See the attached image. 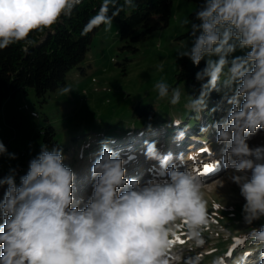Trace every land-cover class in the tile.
Segmentation results:
<instances>
[{
    "label": "clouds",
    "instance_id": "9594fccd",
    "mask_svg": "<svg viewBox=\"0 0 264 264\" xmlns=\"http://www.w3.org/2000/svg\"><path fill=\"white\" fill-rule=\"evenodd\" d=\"M80 3L0 0V49L28 40L33 31L51 28ZM110 6L115 9L111 16ZM124 7L134 8V0H125L120 7L117 0H103L81 35L101 25L109 30ZM190 29L191 44L178 57H188L196 66L204 60L205 67L195 75L200 82L198 95H189L186 106L197 120L206 110L214 113L228 106L225 116L202 125L199 131L201 135L209 130L217 133L216 143L223 145V168L229 170L228 178L245 200V224L252 225L264 218V145L249 143L258 130L264 132V0H203ZM237 50L244 54L233 57ZM155 88L159 98L171 94L170 104L180 102L178 87L170 88L161 80ZM62 91L72 89L66 86ZM212 91L220 93L221 100L209 110ZM182 123L172 119V126L178 128L175 142L182 141L188 131L187 125L179 128ZM145 144L146 159L158 161L159 176L166 179L142 184L137 178H126V161L102 143L91 168L94 183L86 202L73 195L75 173L63 163L59 145L51 150L41 145L19 185L16 170L10 168L0 178V187L7 186L0 199V264H169V237L177 221L185 223L198 244L203 243L200 233L210 223L203 180L194 170H179L176 161L183 164V154H162L156 141ZM0 155L16 158L2 141ZM219 164L215 160V168ZM245 171H250V178L239 174ZM244 239L260 250L259 264H264V224ZM251 254L245 252L239 264H246ZM188 264H198V258Z\"/></svg>",
    "mask_w": 264,
    "mask_h": 264
},
{
    "label": "rangeland",
    "instance_id": "374dc122",
    "mask_svg": "<svg viewBox=\"0 0 264 264\" xmlns=\"http://www.w3.org/2000/svg\"><path fill=\"white\" fill-rule=\"evenodd\" d=\"M194 10L195 5L188 0H173L172 18L169 25L165 29L153 32L147 36L145 41L136 44L134 52L123 48L124 45L117 35L116 22L112 21V26L107 31L102 25L93 37L85 61L68 73L62 88L47 94L46 102H37L34 90L31 88L19 91L15 96L5 100L0 108V141L6 146L7 152L14 153L16 158L11 159L8 155H0V178L8 175L10 168H14L16 183L19 185L20 177L28 171L29 162L40 153L41 145H44L43 134L48 126L56 130L71 129L69 135L86 132L99 125H104V127L126 125L120 131L128 129L135 131L132 124H127L129 114L140 104L150 103L153 105L156 116L167 115V117L170 116L169 118H179L191 111L186 106L189 95H191L190 90L183 84L176 86L175 76L178 72L177 60L181 58L178 57V53L191 44V38L186 34L190 30L189 15ZM185 20L189 21L188 25L183 23ZM243 54V51L237 50L232 55L234 57ZM161 65L163 66L162 71L160 70ZM161 80L166 82L170 88L180 89V102L177 105L170 104L171 94L167 98H159L155 85ZM66 86L72 91L63 92L62 89ZM218 94L219 97L215 99L221 100V94ZM223 107L224 112L218 115L220 119L227 114L228 106L225 104ZM200 120L203 122L202 125L208 124V116L203 113ZM168 121L169 119H166L164 122L168 125ZM162 135L153 134L152 137L156 139ZM209 140L216 142L213 138ZM249 143L252 147L264 145V132L258 130V134ZM131 145L132 143L126 146L128 151ZM219 145L220 148L223 147ZM158 149L161 150L160 147ZM177 150L184 152L181 147ZM204 153L202 158L182 164L179 170L183 171L188 168L201 176L203 165L214 164L211 174L216 172L221 167L215 168V160L220 156V149L218 151L215 147L214 151ZM74 155L75 153H72V156ZM64 157L63 163L69 165L68 156L65 154ZM125 161L126 165L129 159L126 158ZM220 161L222 162L221 159ZM144 163L145 160L142 162L143 166ZM157 164L159 165L158 161ZM83 171L75 176V180L78 181L76 187L85 180ZM228 171L222 167L220 174L211 180L206 181L207 178H201L204 181V198L207 201V212L210 217L208 227L200 233L199 239L203 243L198 244L196 238L190 235L185 223L177 221L170 237L186 232L189 234L169 238L170 241L175 242L170 243L167 252L168 261L174 259L176 262L174 264H188L190 260L198 258V264H221V262L239 264V259L243 254L235 255L232 262V254L228 255V253L230 250L236 252V241L240 235H244L250 225L245 224L243 216L240 221L230 222L242 211L245 200L240 195L239 187L228 178ZM154 172L151 169L148 170L149 179L167 178L166 176L160 177L156 170ZM239 174L249 178L251 176L250 171ZM126 178L142 180L136 168L127 170ZM93 183L94 181L90 180L85 184L93 185ZM221 183H223L222 187ZM6 187H0V199ZM91 192L92 187L83 194L79 193V199L83 198L86 202ZM216 204L223 207L216 208ZM79 206L82 208L84 205L81 203ZM181 240L186 242L185 247L176 243ZM247 261L246 264H248ZM259 261L251 264H257Z\"/></svg>",
    "mask_w": 264,
    "mask_h": 264
},
{
    "label": "trees",
    "instance_id": "16d2710c",
    "mask_svg": "<svg viewBox=\"0 0 264 264\" xmlns=\"http://www.w3.org/2000/svg\"><path fill=\"white\" fill-rule=\"evenodd\" d=\"M172 1L134 0V8L124 7L119 15L113 18L117 24V35L124 45L123 48L134 52L136 51L135 45L145 41L148 35L165 29L172 18ZM188 1L195 5V10L189 15V19L192 21L203 0ZM102 3L103 0H81V3L73 8L70 15L62 16L59 22L51 28L33 31L28 40L16 42L0 49V108L5 100L15 96L19 91H25L28 88L33 89L35 98L40 103L46 102L48 93H52L65 85L68 73L78 68L85 61L93 37L102 27L101 25L88 32L87 35H81L83 28L98 13ZM124 3L125 0H117V7L123 6ZM113 11L115 9L110 6L108 14L111 16ZM196 22L198 23V21ZM189 32L186 36H189ZM177 65L176 86L183 84L190 90L191 95H198L200 82L195 79V75L205 67V61L202 60L200 65L196 66L188 57H181L177 60ZM216 97H219V94L212 91L208 97L209 110L219 103L220 100L219 98L215 99ZM211 102L214 103L211 104ZM223 112L224 110H218L214 114L206 110L203 115L208 116L207 121L210 124L220 120L218 115H222ZM169 117L167 115L156 116L153 105L150 103L140 104L129 114L127 124H132L135 131L131 129H128V132L126 130L120 131L126 125L123 127L99 125L97 128H91L92 130L69 135L71 129L56 130L54 127L48 126L44 130L43 144L47 145L49 150L59 145L63 155L66 154L70 160L69 165L66 166L73 170L75 176L84 170L83 172L88 178H92L91 168L94 159L98 158L102 143L119 154L120 151L127 150L126 146L132 143L131 150L137 158V163L146 159L144 155L139 153L141 150L145 152L146 141H156L157 145L163 147L161 153L165 155L170 152L178 155L181 152V150L176 151L178 147H181L182 150L191 148L193 141L197 142V138L209 141L210 149L217 146L216 142L209 140L215 130H209L207 134L201 135L199 129L203 122L195 118V113L189 111L179 118ZM166 119H169L168 125L164 122ZM172 119H180L183 122L179 127L181 129L185 125L189 127L185 138L180 142H175L173 139L178 128L172 126ZM149 124L151 125L150 130ZM153 134L163 135L153 139ZM72 153L75 155L72 156ZM184 157L186 161L187 158L193 160L200 156L191 151L187 152ZM146 162H150L151 166L156 169L159 168L155 160L146 159ZM176 163L179 168L181 163L179 161ZM77 184L78 181H76ZM73 195L78 198L74 191ZM241 217L242 211L235 215L230 222L240 221ZM262 224H264V218L250 225L244 235H240L238 240H242L243 243L237 244L235 253V250L231 251L232 262L235 255L245 252L252 253L248 257V264L261 260L260 250L250 240L244 239V236L253 228L259 229Z\"/></svg>",
    "mask_w": 264,
    "mask_h": 264
},
{
    "label": "snow or ice",
    "instance_id": "6c2138e0",
    "mask_svg": "<svg viewBox=\"0 0 264 264\" xmlns=\"http://www.w3.org/2000/svg\"><path fill=\"white\" fill-rule=\"evenodd\" d=\"M203 151H206V150H203ZM214 170V167L212 165H209V164H205L203 166V172L204 174H208L210 172H212ZM178 239V238H177ZM173 241H170V243H172ZM180 243H183V241H179ZM237 244H242L243 241L242 240H237L236 241ZM228 255H231V250L229 251ZM221 264H223V262H221Z\"/></svg>",
    "mask_w": 264,
    "mask_h": 264
}]
</instances>
